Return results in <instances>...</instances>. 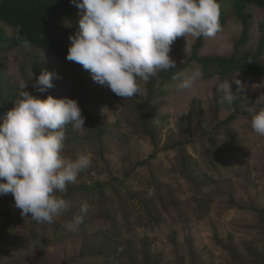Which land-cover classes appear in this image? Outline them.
<instances>
[{"label": "rangeland", "instance_id": "obj_1", "mask_svg": "<svg viewBox=\"0 0 264 264\" xmlns=\"http://www.w3.org/2000/svg\"><path fill=\"white\" fill-rule=\"evenodd\" d=\"M249 12L253 14L249 47L254 48L261 36L259 25L264 19V11L250 6ZM234 14L233 4L228 1L222 31L214 38H206L199 56L229 57L232 54L234 43L243 32V25L235 19ZM196 40L191 36L188 40L186 37H178L171 46L170 58L176 63L187 62ZM36 63L44 70L56 74L53 79L54 87L43 93L37 92L33 87L39 77ZM192 71H199L201 77L190 90L178 88L177 82L160 86L164 95L153 112L157 149L161 153L156 158H151L149 165L169 188L174 202L158 205L162 215V223L158 227L136 229L133 235L124 232L121 240L111 249L104 250L105 255L108 252L111 256L118 257L128 248L131 249L129 243L132 242L133 249L137 250H141L145 243L154 254L163 258L164 264H177L178 254L173 246L176 244L179 255L187 263L192 261V250L196 256V264H234L229 254L219 245L221 241L227 243L232 239L238 251L248 258L252 252H257L264 258V238L260 233L257 216L258 212L264 210V135L252 129L251 121L240 118L234 124V132L243 144L242 150L227 149L228 156L223 161L214 159L213 165L205 163L199 146H188V154L198 163L194 168L195 179L203 186V191L210 194L211 206L201 218L196 214L199 204L193 192L194 183L171 170V165L176 161L174 152L162 154V150L167 147L187 143L225 121L237 107L234 103L228 105L220 102L222 94L216 92V88L226 80L218 76L210 80L204 79L201 68L194 63L185 72ZM79 76L85 77L83 83L79 82ZM235 77L242 82L241 94L247 101L248 112L249 107L253 106L258 111L264 104V79L247 75ZM21 84H26V91L31 89L32 91L28 90L30 93L43 99H47L49 95L57 99H81L83 87L89 89L93 94L92 98L97 93L100 94L90 110L92 116L100 120L105 134L102 144L97 140V129L91 125H84L85 128L81 130H74L71 125L65 128L67 138L61 155L73 160L79 155L91 156V166L79 174L75 184L68 186H89L112 178H122L127 173L134 172L139 163L156 154L151 140L140 135L135 127L137 104L147 96V81H138L141 94L122 98L108 87L94 82L90 72L74 61H61L41 50L15 49L0 61V91L5 104L3 119L14 108V102L21 99ZM224 143L229 145L225 140L220 145ZM144 190L145 188L140 191ZM148 193L154 196L152 189ZM90 213L91 218L96 221V228L90 234L92 236L99 232L101 225L96 210L92 209ZM63 218L61 214L52 223L45 222V225L48 228L63 227ZM34 221L31 213L21 215L11 194L0 195V264H13L20 258L21 252L10 253L6 249L18 237H29L25 233L26 226ZM97 237L85 241L78 233L71 237L61 236L56 242L48 238L43 252L53 260H71L80 255L83 245H88L91 250L94 246L97 250L103 247L106 249L108 245L105 240L99 239L101 236ZM33 248L32 246L31 250ZM32 254L35 255L36 252Z\"/></svg>", "mask_w": 264, "mask_h": 264}, {"label": "trees", "instance_id": "obj_2", "mask_svg": "<svg viewBox=\"0 0 264 264\" xmlns=\"http://www.w3.org/2000/svg\"><path fill=\"white\" fill-rule=\"evenodd\" d=\"M228 1L233 4L235 19L237 18L243 25L242 36L235 41L233 52L229 57L199 56L201 48L206 43V37L201 36L197 38L192 55L187 62L176 63V68L160 71L156 77L147 81V96L137 104V124L135 127L140 135L151 140L156 154L147 161L139 163L134 172L127 173L122 178H112L89 186H68L66 192L60 194L70 202V208L62 213L65 225L48 228L45 222L43 225V222L36 220L31 225H27L25 233L29 234V237H18L6 249L10 253L17 251L22 253L13 264H164L163 258L154 254L145 243L141 250L133 249V243H129L131 249L128 248L118 257L111 256L108 252L105 255L104 250L111 249L123 238L124 232L133 235L136 229L158 227L162 223V215L158 205L164 206L166 203L174 202L171 199L169 188L159 179L156 170L149 165L151 158L154 159L161 153L157 149V133L152 123L154 107L164 95L160 86L175 82L172 80V76L177 72L186 71L191 63L201 68L203 78L206 80L217 76L223 80H228L236 75L264 79V19L259 25L261 32L259 42H257L256 47H249L251 21L253 19L249 7L254 6L264 11V0H217L220 6L221 25L225 20L223 17ZM78 11L79 9L71 3V0H0V61L15 49L41 50L61 61H68L66 57L70 46L69 36L75 34L79 29ZM18 28L20 29L19 35L31 41L32 46L30 48H24L16 39ZM35 68L36 73L41 75L44 70L43 67L36 63ZM75 71L77 72L76 69ZM84 78L79 76V82L83 83ZM232 88L234 91L239 89L235 83ZM28 90L32 91L31 89ZM92 96L93 94L89 89L83 87L80 93L81 99H77V101L82 109V115L85 117V126L91 125L97 129V140L102 144L105 134L102 131L100 120L95 119L90 110V106L97 101L100 94L97 93L95 98ZM236 96L237 98L233 102L237 106L235 112L225 121L214 125L209 131L194 137L187 143L173 144L162 150V154L163 152L176 154L174 156L176 161L171 165V170L194 183L193 192L199 204L196 214L200 218L209 211L211 206L210 194L205 193L203 186L195 179L194 168L198 163L188 154V146H199L201 157L206 164L210 165L214 164V159L223 161L228 156L227 149L242 150L243 144L234 132V124L240 118L251 121L252 114L248 112L247 101L242 96L241 91ZM36 97L43 99L40 96ZM216 98L219 101L218 95ZM3 99L0 91V124L5 115ZM262 107L264 104L260 108ZM223 140L229 142V145L226 143L220 145ZM143 188L145 190L140 191ZM150 189L153 190L154 196L149 195ZM85 202L89 205V210L83 214V224L78 231H69L67 225L72 221L74 215L80 214V208ZM92 209L96 210L101 227L98 233L90 236L96 228V221L91 218L90 211ZM257 216L260 222V233L264 238V210L258 212ZM78 233L84 237L85 241L94 240L97 236H101L99 239H104L108 247L97 250L94 246L91 250L88 245H83L80 255L71 260H53L47 256V253L43 252V246L48 238H52L56 242L61 236L71 237ZM219 245L229 254L234 264H264V258L257 252L250 253L251 257L248 258L238 251L232 239L227 243L221 241ZM32 246L34 247L33 250H31ZM173 246L178 254L177 264H196V256L192 250L190 251L192 261L187 263L179 255L177 245L173 244ZM32 252H36V254L33 255Z\"/></svg>", "mask_w": 264, "mask_h": 264}, {"label": "clouds", "instance_id": "obj_3", "mask_svg": "<svg viewBox=\"0 0 264 264\" xmlns=\"http://www.w3.org/2000/svg\"><path fill=\"white\" fill-rule=\"evenodd\" d=\"M79 9V29L69 36L67 60L88 70L94 82L115 95L132 98L141 94L138 81H148L160 71L176 68L169 53L178 37L214 38L222 31L217 0H71ZM24 48L31 41L19 35ZM237 76V75H236ZM199 71H181L172 76L177 87L190 90L200 79ZM56 74L43 70L33 87L43 93L54 87ZM240 86L234 91L232 84ZM21 99L14 102L0 124V195L11 194L22 216L32 214L38 222L52 223L70 208L64 193L79 174L91 166L90 155L69 159L61 155L67 125L84 129L85 117L78 101L49 95L39 99L21 84ZM221 103L233 104L242 90L236 77L220 83ZM252 113L251 127L264 135V107ZM89 210L85 202L80 214L67 225L78 231Z\"/></svg>", "mask_w": 264, "mask_h": 264}]
</instances>
